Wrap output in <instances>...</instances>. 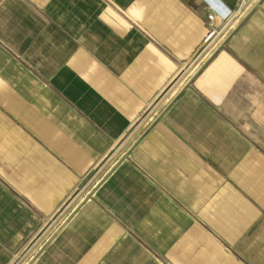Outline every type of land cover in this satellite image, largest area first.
I'll return each mask as SVG.
<instances>
[{"label": "crops", "instance_id": "crops-1", "mask_svg": "<svg viewBox=\"0 0 264 264\" xmlns=\"http://www.w3.org/2000/svg\"><path fill=\"white\" fill-rule=\"evenodd\" d=\"M239 1L0 0V264H264V0Z\"/></svg>", "mask_w": 264, "mask_h": 264}, {"label": "built area", "instance_id": "built-area-1", "mask_svg": "<svg viewBox=\"0 0 264 264\" xmlns=\"http://www.w3.org/2000/svg\"><path fill=\"white\" fill-rule=\"evenodd\" d=\"M253 0H240L239 1V9H241L242 7H245L247 5H249ZM213 20H214V15H208L207 16V22L210 25V27H212L213 25ZM215 32L213 30L210 31V33L208 34V36L206 37V39L204 40L205 46L203 51H201V54L198 57V63H200L201 61H203L207 55L209 54V52L211 51L212 47H211V43H212V39L214 36ZM190 75V73L188 74Z\"/></svg>", "mask_w": 264, "mask_h": 264}, {"label": "rangeland", "instance_id": "rangeland-1", "mask_svg": "<svg viewBox=\"0 0 264 264\" xmlns=\"http://www.w3.org/2000/svg\"><path fill=\"white\" fill-rule=\"evenodd\" d=\"M215 44V43H214ZM214 46V45H213ZM204 49V48H203ZM203 51V50H202Z\"/></svg>", "mask_w": 264, "mask_h": 264}]
</instances>
